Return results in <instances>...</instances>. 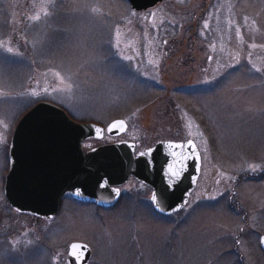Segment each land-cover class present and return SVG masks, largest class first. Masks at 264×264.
Listing matches in <instances>:
<instances>
[{
  "label": "rangeland",
  "instance_id": "obj_1",
  "mask_svg": "<svg viewBox=\"0 0 264 264\" xmlns=\"http://www.w3.org/2000/svg\"><path fill=\"white\" fill-rule=\"evenodd\" d=\"M0 41L23 53L0 66V264H65L72 242L88 245L90 264H239L235 249L264 264V171L241 170L264 161V73L251 70L264 69V0H165L145 13L126 0H0ZM57 72L77 86L55 91ZM42 102L76 123L127 124L87 152L193 141L202 167L190 210L165 218L127 198L110 212L66 201L49 221L14 212L3 193L11 138Z\"/></svg>",
  "mask_w": 264,
  "mask_h": 264
},
{
  "label": "water",
  "instance_id": "obj_2",
  "mask_svg": "<svg viewBox=\"0 0 264 264\" xmlns=\"http://www.w3.org/2000/svg\"><path fill=\"white\" fill-rule=\"evenodd\" d=\"M126 1L135 13L148 12L164 2ZM110 125L104 129L76 123L65 111L48 102L29 110L18 123L9 147V171L3 193L11 209L52 220L60 213L63 197L69 195L77 203L110 210L120 199V192L113 190L135 178L157 194L160 206L165 209L161 212L154 208L158 215L167 218L180 213L184 209L182 202L189 201V193L195 190L201 172V156L195 143L192 141L195 147L190 148L188 141L159 142L151 152L142 151L145 156L141 152L135 156V144L128 142L85 153V142L101 140L105 134L120 137L128 130L126 123L123 129L110 130ZM170 144L183 147L170 148ZM173 151L187 156L183 173L175 184L167 175ZM260 247L264 252V243ZM91 258L92 251L88 264Z\"/></svg>",
  "mask_w": 264,
  "mask_h": 264
},
{
  "label": "snow or ice",
  "instance_id": "obj_3",
  "mask_svg": "<svg viewBox=\"0 0 264 264\" xmlns=\"http://www.w3.org/2000/svg\"><path fill=\"white\" fill-rule=\"evenodd\" d=\"M93 12L97 11V9H92ZM44 16L50 15V13L47 10H44L43 12ZM154 15V14H153ZM35 21H40L41 16L36 15L32 17ZM117 37H119V31H117ZM255 47V45H253ZM116 48L119 49V39H117L116 42ZM23 53L20 52L18 48L13 47L12 42L8 41L7 43L0 41V66L3 65H9L13 63L16 58L22 57ZM125 60L131 59V57H122ZM248 63L251 64V58L249 57ZM251 70L255 71L256 73H264V69L256 67L255 65H252ZM56 76L59 78V82L63 87L59 89H54L55 91H66L71 92L73 88L76 85L75 81L72 80L71 76H68L65 78L62 76L59 72L56 73ZM45 92H47V89H44ZM3 94V93H0ZM32 96H38V93L33 91L30 93ZM125 127L124 121H117L114 122L112 125H110V130L113 128H120L123 129ZM100 129H97V132H100ZM188 144L190 148H194L195 145L192 141H188ZM170 148H176L180 149L183 147V144H170ZM152 150L150 149L149 152ZM141 156H145L146 153L141 152ZM173 160L171 163L167 165V175L172 181V184H175L177 180L180 178V176L183 173L184 170V161L187 159V156L183 153H177L173 151L171 153ZM179 156V159L177 157ZM242 171L255 173L257 171H264V161H261L260 163H248L247 167L242 168ZM222 176H224L228 180H233L235 177L233 176H227L225 173H221ZM219 183V181H217ZM117 194H119V189H114ZM79 194V193H77ZM189 195H191L189 193ZM209 199H216L215 196L208 197ZM151 204L154 206L155 209H158L159 211L163 212L165 209L160 206V203L157 198V194L153 193L151 197ZM189 205V201H183L181 204V209ZM18 243V242H14ZM28 244H31V241L27 242ZM260 243H264V238H261ZM3 255H7V252L3 253ZM91 256V250L88 248V245L86 243L81 242H72L69 243L67 247V259L65 261V264H88V258Z\"/></svg>",
  "mask_w": 264,
  "mask_h": 264
},
{
  "label": "flooded vegetation",
  "instance_id": "obj_4",
  "mask_svg": "<svg viewBox=\"0 0 264 264\" xmlns=\"http://www.w3.org/2000/svg\"><path fill=\"white\" fill-rule=\"evenodd\" d=\"M12 136H13V135H12ZM11 139H12V138H11ZM160 142H163V141H160ZM177 142H181V141H177ZM158 143H159V142H156V143H154V144H152V145H150V146H148V147H143V148H139V146H138L137 144H135V156H137V155H138L140 152H142V151H147V150L153 149ZM107 145H113V144H107ZM107 145H103V146H107ZM195 145H196V144H195ZM103 146H100V147H103ZM196 147H197V145H196ZM98 148H99V147H98ZM95 149H96V148H95ZM197 149H198V151H199V148H198V147H197ZM93 150H94V149H93ZM84 152H85V153H88L89 151H88V152H87V151H84ZM199 153H200V151H199ZM8 154H9V151H8ZM8 154H7V155H8ZM200 156H201V154H200ZM7 160H8V157H7ZM201 165H202V157H201ZM201 167H202V166H201ZM8 171H9V161H8ZM8 171H7V174H8ZM5 180H6V178H5ZM198 182H199V179H198V181H197V186H196L195 190L191 193V195H190V197H189V205H190V202H191L192 198L194 197V194H195L196 191H197ZM129 183H132V184H134V186H137V187H138L137 192H135L136 190H135V191H131V192H130V191H126V190H124L125 186H126L127 184H129ZM127 184L124 185L123 187L119 188V190H120V199H119V202H118L117 206H116L115 208H113V209H110V210H104V209H100V208L96 207L95 205H84V204H80V203H77L76 201H74V200L72 199L71 196L66 195V196H64L63 199H62V205H61L60 212H61L62 207H63V205H64V203H65L66 201H72V202H75L76 204H78V205H80V206H92V207L96 208L97 210H99V211H101V212H110V211L116 209V208L121 204V202H122L123 200H125V199H127V198H131V199H132V207H133L134 210L139 211L140 209H149L150 211H153L156 215H158L157 212L154 210V206L151 204V197H152V194H153V192H154L153 188H151V187H149V186H146V185L140 183V182L137 181L135 178H130V180L128 181ZM4 185H5V183H4ZM139 191H144V192H146V195H145V196H138V192H139ZM142 202H143L144 204H142ZM145 204H146V207H145ZM189 205L186 206V207H184V209H183L180 213H178L177 215L182 214V213H186L188 210H190ZM59 214H60V213H59ZM159 216H160V215H159ZM57 217H58V216H57ZM54 219H55V218H54ZM48 221H49V220H48ZM260 240H261V238L259 239V248L261 249V247H260ZM237 246H239V242H237L236 248H237ZM231 252H232V251H231ZM261 252H262V254H264L262 250H261ZM234 254H235L236 257L238 258V263H239V264H244L243 259H242V255H240V254L238 253L237 249L234 250ZM92 258H93V253H92ZM92 258H91V261H92ZM91 261L89 262V264L91 263Z\"/></svg>",
  "mask_w": 264,
  "mask_h": 264
},
{
  "label": "trees",
  "instance_id": "obj_5",
  "mask_svg": "<svg viewBox=\"0 0 264 264\" xmlns=\"http://www.w3.org/2000/svg\"><path fill=\"white\" fill-rule=\"evenodd\" d=\"M260 180H264V175H262L260 178ZM259 179H255V180H259ZM253 181V180H252Z\"/></svg>",
  "mask_w": 264,
  "mask_h": 264
}]
</instances>
